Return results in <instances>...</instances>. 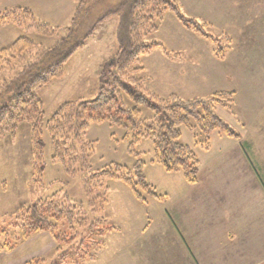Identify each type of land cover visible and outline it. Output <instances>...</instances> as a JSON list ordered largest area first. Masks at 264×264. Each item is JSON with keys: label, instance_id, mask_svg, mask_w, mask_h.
<instances>
[{"label": "rangeland", "instance_id": "1", "mask_svg": "<svg viewBox=\"0 0 264 264\" xmlns=\"http://www.w3.org/2000/svg\"><path fill=\"white\" fill-rule=\"evenodd\" d=\"M176 1L187 18L208 24L203 30L221 39L220 43L185 28L174 13L168 11L152 40L162 43L170 55L166 56L163 50L156 49L142 56L139 65L143 71L140 76L150 90L162 96L176 93L181 98L190 99L223 92V99L230 104V108L218 106V116L245 134V128L239 123L244 121L246 113L256 120L251 126L264 120V102L262 106H247L252 103L253 93L259 87L262 91L257 94L264 100V58L259 56L264 51V0ZM77 4L78 0H0V14L16 8H28L40 22L65 29L72 22ZM118 24L119 19L114 18L99 26L68 60L63 77L36 89L44 103L46 120L65 103L92 101L97 97L102 71L108 69V63L118 51ZM23 36L45 46H52L57 41V38H46L10 23H0V52L9 51L13 43ZM219 46L226 49L221 59L215 55ZM248 49L257 55L249 65L243 60ZM256 62H259L263 73L256 70ZM16 73L9 68L0 73V101ZM230 92H235V95H229ZM143 111L148 118L149 110ZM251 130L248 131L252 134ZM218 133L211 136L212 149L205 150L195 144L194 136L188 129L182 128L183 142L191 146L200 160L199 179L206 175L205 166L211 164L220 152ZM123 137L121 129L108 123L90 126L86 139L95 144L91 157L93 170H106L115 165L133 169L137 165L138 160L129 154ZM44 141L45 175L40 182L33 173L31 125L23 124L15 139L5 137L0 140V244L14 247L12 251L6 249L0 252V264H26L34 260L44 261L42 264H167L156 258L155 262H149V258L148 261L141 259L140 252L133 249L142 242L149 244V239H158L160 233H166L167 227L162 222L163 218L169 219L168 211L173 204L170 200L190 190L192 185L181 173H168L161 165L151 163L154 159L152 143L142 140L137 152L141 153L148 182L166 199L160 201L149 197L147 203L140 202L125 183L107 179L108 203L105 212L95 216L84 192V176H70L60 163H54L47 132ZM56 194L68 197L73 205L82 206L90 221L105 220L104 226L100 227L102 230L95 226L96 230L88 234L78 229L77 236L68 227H61L70 240L69 246L63 249L64 253L70 252L66 258L56 251L57 245L50 234L40 233L24 240L21 229L16 226L18 221L15 216L21 209ZM168 198L169 203H165ZM81 240L84 243L78 250ZM71 247H75L84 260L73 259L77 257L72 256L74 249ZM95 251L97 255L90 259L88 254H95ZM145 254L149 256V251ZM168 258L173 262L169 253Z\"/></svg>", "mask_w": 264, "mask_h": 264}, {"label": "trees", "instance_id": "2", "mask_svg": "<svg viewBox=\"0 0 264 264\" xmlns=\"http://www.w3.org/2000/svg\"><path fill=\"white\" fill-rule=\"evenodd\" d=\"M168 11H172L185 28L220 43L221 39L203 30L208 24L187 18L176 0H78L72 22L65 29L40 22L28 8L0 14L2 24L10 23L46 38H57L54 45L45 46L23 36L9 51L0 52V73L8 68L17 71L0 101V140L5 137L15 139L21 126L29 123L33 173L36 180L42 182L45 175L44 135L47 132L53 148L52 161L60 163L70 176H84V192L95 216L102 215L108 203L107 179L125 183L140 202L147 203L149 197L160 201L166 199L157 193L144 174V162L141 153L137 152L142 140L153 145L152 164L161 165L168 173H181L189 184H196L200 160L191 146L183 142L182 128L188 129L195 144L205 150L210 149L211 136L215 132L240 139V135L217 114L218 106L230 108L223 99L225 94L190 99L174 94L164 97L150 90L140 76L142 56L156 49L170 55L162 43L152 40ZM114 18L119 19L118 51L108 63V69L102 71L97 97L92 101L65 103L46 120L44 103L36 89L63 77L65 65L72 55L99 26ZM225 51V46H219L215 49L216 57L221 59ZM143 109L149 110L148 118ZM104 123L124 132L123 141L128 144V152L138 160L133 169L115 165L106 170H93L91 157L95 144L86 139V133L92 124ZM15 218L24 240L48 233L57 245L56 251L65 258L70 252L64 253L63 249L69 246L70 240L61 227H68L77 236L78 229L89 234L96 230L95 226L102 230L100 227L105 224L104 218L90 221L82 206L73 205L68 197L57 194L21 209ZM83 243V240L78 242L81 247L78 250L82 249ZM6 249L12 251L14 247L0 244V252ZM71 249H74L72 256L77 257L73 259L84 260L75 247ZM96 255L97 251L88 254L90 259ZM43 262L34 260L26 264Z\"/></svg>", "mask_w": 264, "mask_h": 264}, {"label": "crops", "instance_id": "3", "mask_svg": "<svg viewBox=\"0 0 264 264\" xmlns=\"http://www.w3.org/2000/svg\"><path fill=\"white\" fill-rule=\"evenodd\" d=\"M259 56L264 58V51ZM256 58L252 49L243 56L248 65ZM256 70L263 73L259 62ZM258 91L262 88L254 91L247 106H262ZM255 121L246 113L239 123L245 134L227 122L240 139L218 133L221 149L205 166L206 175L170 200L169 219L162 222L166 233L133 249L140 252L139 258H149V262L156 258L167 264H264V120L251 126Z\"/></svg>", "mask_w": 264, "mask_h": 264}]
</instances>
